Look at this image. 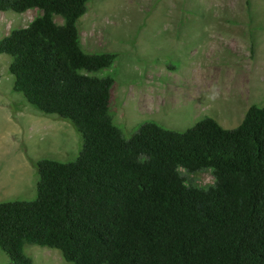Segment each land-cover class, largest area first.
<instances>
[{"label":"trees","instance_id":"1","mask_svg":"<svg viewBox=\"0 0 264 264\" xmlns=\"http://www.w3.org/2000/svg\"><path fill=\"white\" fill-rule=\"evenodd\" d=\"M89 2L0 0L2 11L40 10L0 39L14 89L83 139L75 160L35 164L34 199L0 201L9 264L34 263L27 245L73 264H264V105L234 128L205 116L186 130L146 121L126 136L111 112L115 77L97 74L118 54L82 44ZM204 170L213 184L187 183Z\"/></svg>","mask_w":264,"mask_h":264},{"label":"rangeland","instance_id":"2","mask_svg":"<svg viewBox=\"0 0 264 264\" xmlns=\"http://www.w3.org/2000/svg\"><path fill=\"white\" fill-rule=\"evenodd\" d=\"M39 14L0 10V39ZM79 26L86 51L118 54L97 74L115 77L111 112L126 136L146 121L186 130L205 116L234 128L251 105H264V0H90ZM11 60L0 54V201L34 199L35 164L75 160L83 146L70 120L14 89ZM186 176L199 186L215 181L210 170ZM26 251L33 264H73L56 248ZM9 262L0 248V264Z\"/></svg>","mask_w":264,"mask_h":264}]
</instances>
